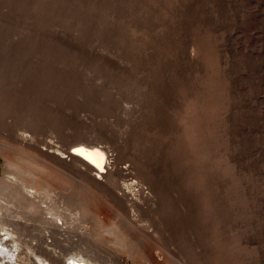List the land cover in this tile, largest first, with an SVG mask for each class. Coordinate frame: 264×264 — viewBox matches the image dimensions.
<instances>
[{
	"label": "rangeland",
	"instance_id": "rangeland-1",
	"mask_svg": "<svg viewBox=\"0 0 264 264\" xmlns=\"http://www.w3.org/2000/svg\"><path fill=\"white\" fill-rule=\"evenodd\" d=\"M39 258L264 264V0H0V264Z\"/></svg>",
	"mask_w": 264,
	"mask_h": 264
},
{
	"label": "bare ground",
	"instance_id": "bare-ground-1",
	"mask_svg": "<svg viewBox=\"0 0 264 264\" xmlns=\"http://www.w3.org/2000/svg\"><path fill=\"white\" fill-rule=\"evenodd\" d=\"M72 154L90 166L94 167L98 171L105 172L107 165L108 157L107 154L99 148H88L85 146H78L72 150ZM40 264H47L42 259L39 258ZM69 264H90L88 261L81 259L73 258L69 261Z\"/></svg>",
	"mask_w": 264,
	"mask_h": 264
}]
</instances>
